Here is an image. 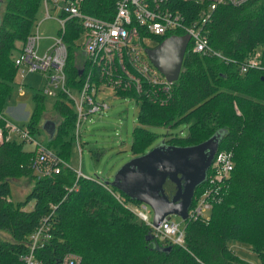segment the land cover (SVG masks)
Wrapping results in <instances>:
<instances>
[{"label":"trees","instance_id":"16d2710c","mask_svg":"<svg viewBox=\"0 0 264 264\" xmlns=\"http://www.w3.org/2000/svg\"><path fill=\"white\" fill-rule=\"evenodd\" d=\"M116 0H81V9L101 18H111ZM43 0H0V129L6 133L3 112L14 86V57L39 17ZM82 26L67 18L60 35L68 50V85L80 83L79 67L84 54L78 43ZM176 31L175 34H181ZM212 49L237 53L264 41V0L241 5L217 6L206 24ZM168 35V34H167ZM166 35H152L155 42ZM264 69L238 71V64L214 54L185 51L173 93L165 103L140 98L139 120L133 129L134 154L151 147L154 135L145 124L172 126L185 123L187 133L168 131L164 142L173 145L199 143L219 134L217 151L230 152L233 168L219 187L207 217L184 219V245L155 235L152 228L125 205L139 203L98 177L78 175L70 165L75 138V111L63 92L53 97L56 129L41 142L66 163L58 172L38 175L32 166L35 150L22 147L15 137L0 139V264H21L19 253L28 247L29 233L46 218L50 237L35 253L42 264H61L69 252L81 256L80 264H251L228 244L236 238L250 243L264 264ZM125 92L118 90L119 95ZM35 89L34 107L27 113L26 128L36 138L41 134L45 97ZM216 151V153H217ZM196 186L194 197L208 183ZM32 176L33 186L21 200L12 201L9 181ZM176 185L167 179L164 191ZM119 196V197H118ZM192 199V203L194 201ZM33 201L27 208V203ZM192 206V204H191ZM190 206V207H191Z\"/></svg>","mask_w":264,"mask_h":264},{"label":"built area","instance_id":"2783aa9c","mask_svg":"<svg viewBox=\"0 0 264 264\" xmlns=\"http://www.w3.org/2000/svg\"><path fill=\"white\" fill-rule=\"evenodd\" d=\"M48 1L43 0L47 16L50 15ZM247 1L249 0H116L113 16L101 18L83 11L81 0H52L53 7H58L61 11L56 18L61 24L62 32L69 17L77 18L82 26L79 37L83 35L80 46L84 61L77 65L80 83L76 86L68 85L65 70L68 50L61 35L54 37L43 54H38V23L14 57V64L21 74L35 71L44 73L46 83L41 88L42 93L55 96L63 92L69 97L75 111L74 140L79 146L82 121L92 115L102 114L111 107L107 99L99 96L107 88L112 89L115 94H118V90L132 92L121 96L135 98L139 104L141 97L162 104L170 100L174 81H170L151 62L145 51L152 35L168 36L181 31V34L189 35L186 49L189 47L191 51L214 54L226 62L237 63L241 73L250 68L264 69V41H259L250 48L240 49L236 54L216 51L208 42L206 24L214 9L219 5H241ZM5 126L7 131L3 133L0 129V139H9L14 133L23 140L35 142L32 166L38 175L56 173L61 164L66 163L29 133L27 128H22L11 119H5ZM209 168L208 183L194 197L188 217H207L205 211L211 209L214 200L218 198L219 187L224 185V176L229 175L233 168L230 152L217 151ZM77 174L83 175L80 170ZM98 179L106 182L105 178ZM125 205L147 223L155 235L184 245V228L171 216L164 217L155 226L147 203L128 202ZM50 236L46 218L43 217L29 233L27 249L18 255L21 264H42L35 249L43 246ZM80 262L81 256L74 252L65 254L61 260V264Z\"/></svg>","mask_w":264,"mask_h":264},{"label":"rangeland","instance_id":"374dc122","mask_svg":"<svg viewBox=\"0 0 264 264\" xmlns=\"http://www.w3.org/2000/svg\"><path fill=\"white\" fill-rule=\"evenodd\" d=\"M49 12L50 15L47 16L46 9L44 11L40 9L39 17L36 20L40 37L37 50L39 55L44 53V50L53 42L54 37L60 35L61 24L56 18L60 13V9L58 7H50ZM82 40L83 35L81 34L78 38V43H81ZM156 43L158 42L154 40H148L147 42L149 46H153ZM25 75L27 77H23ZM45 83L44 73L40 71L27 74H21L17 71L14 77L13 89L3 108L4 114L8 117L7 119H11L22 128H26L28 122L27 113L32 111L34 107L33 92L35 89H41ZM99 96L107 99L111 103V107L102 114L92 115L82 121L80 128L81 144L77 146L75 140H73L69 162L76 171L80 170L83 176L111 180L115 171L135 155L131 149V144L133 142L134 127L142 124L139 120L140 104L135 98L115 94L110 88L100 92ZM42 112V120L44 118H57L53 110L52 96L48 95L45 97V106ZM145 127L154 135L151 147L160 143L168 131L180 135L187 133L185 123H177L172 126L145 124ZM46 134L47 132L42 130L37 139H44ZM11 137H15L17 140L22 139L14 133L11 134ZM22 147L28 150H35V142L23 140ZM34 156L35 152L31 157ZM224 177L226 179L228 175ZM33 183L34 178L32 176H19L10 179V194L8 198L12 201L25 198ZM32 204L33 201H29L26 205L27 208L32 206ZM148 206L151 210L149 214L152 218L153 210L149 204ZM209 213L210 210L207 209L205 211L206 216ZM171 217L184 228V219L175 214L171 215ZM0 236L7 238L8 234L6 231L0 230ZM228 244L241 259L251 264H260L259 255L250 243L233 238L228 241Z\"/></svg>","mask_w":264,"mask_h":264},{"label":"water","instance_id":"95a60500","mask_svg":"<svg viewBox=\"0 0 264 264\" xmlns=\"http://www.w3.org/2000/svg\"><path fill=\"white\" fill-rule=\"evenodd\" d=\"M188 39V34H171L145 48L151 62L170 81H175L179 76ZM42 127L50 137L55 132L56 123L47 118ZM218 142L219 134L190 145L167 144L162 140L123 163L106 183L133 200L149 204L153 210L152 222L155 226L164 217L169 218L173 214L186 219L195 188L205 181ZM167 179L176 185L172 195L164 191Z\"/></svg>","mask_w":264,"mask_h":264},{"label":"crops","instance_id":"0c3cea01","mask_svg":"<svg viewBox=\"0 0 264 264\" xmlns=\"http://www.w3.org/2000/svg\"><path fill=\"white\" fill-rule=\"evenodd\" d=\"M49 3H50V4H49ZM48 5H49V7H53V2H52V0H49V1H48ZM41 9H43V11H44V9H46L44 3H42ZM49 10H50V9H49ZM60 12H61V11H60ZM59 14H60V13H59ZM59 14H58V15H59ZM23 77H27V75H25V76H23ZM23 81H25V80H23Z\"/></svg>","mask_w":264,"mask_h":264},{"label":"flooded vegetation","instance_id":"af4514ba","mask_svg":"<svg viewBox=\"0 0 264 264\" xmlns=\"http://www.w3.org/2000/svg\"><path fill=\"white\" fill-rule=\"evenodd\" d=\"M173 193H174V192H173ZM173 193H172V194H173ZM172 194H170V195H172Z\"/></svg>","mask_w":264,"mask_h":264},{"label":"bare ground","instance_id":"6f19581e","mask_svg":"<svg viewBox=\"0 0 264 264\" xmlns=\"http://www.w3.org/2000/svg\"><path fill=\"white\" fill-rule=\"evenodd\" d=\"M181 246H183V245H181Z\"/></svg>","mask_w":264,"mask_h":264}]
</instances>
